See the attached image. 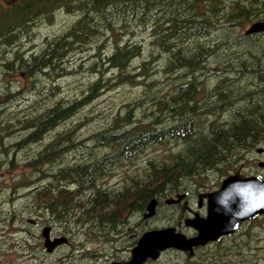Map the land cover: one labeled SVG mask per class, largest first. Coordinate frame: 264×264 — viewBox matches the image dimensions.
<instances>
[{
	"label": "trees",
	"instance_id": "16d2710c",
	"mask_svg": "<svg viewBox=\"0 0 264 264\" xmlns=\"http://www.w3.org/2000/svg\"><path fill=\"white\" fill-rule=\"evenodd\" d=\"M60 12L73 22L41 38L40 46L24 49L34 42L32 32L41 24L53 25ZM257 21H264V0H18L0 5V74L18 78L0 90V105L25 96L39 99L40 85L48 83V106L38 115L29 111L15 118L0 107V140L8 130L1 125L14 119L16 132L29 133L8 154L4 150L6 157L14 156L17 144H32L42 129L51 134L48 149L30 163L39 174L37 164L48 162V186L29 193L32 202L40 200L39 210L32 212L47 215L48 223L94 229L108 238L129 216L142 218L150 200L161 205L188 189L206 188L205 180L215 173L234 175L230 172L248 154L264 146V34L240 33ZM146 30L147 45L135 42V34ZM105 43L109 49L100 56ZM77 54L81 57L72 64ZM83 57L90 59L81 67ZM102 62L111 79L98 77ZM85 69L94 73L92 81L78 95L64 96L62 82ZM19 80L27 81V88L10 93L8 86ZM119 86L136 92L112 108L104 127L79 137L86 114L79 122L73 119L104 91ZM171 146L177 150L149 157L132 172L136 183L130 178L121 188L103 184L118 168L136 160L141 164L150 150ZM72 152L79 154L66 159ZM141 171L144 176L135 178ZM171 226L181 229V223ZM226 239L240 240L218 254L209 248L199 258L186 253L179 264H220L229 255L238 258L235 264H264V239L236 234ZM242 250L251 256L242 257Z\"/></svg>",
	"mask_w": 264,
	"mask_h": 264
},
{
	"label": "rangeland",
	"instance_id": "374dc122",
	"mask_svg": "<svg viewBox=\"0 0 264 264\" xmlns=\"http://www.w3.org/2000/svg\"><path fill=\"white\" fill-rule=\"evenodd\" d=\"M17 1L18 0H0V5L6 6ZM73 20L74 17L66 13H58L55 17V23L53 25L41 24L32 32V40L34 42L25 44L24 49H29L33 46H40L41 38L48 36L49 34L62 32L73 22ZM250 25L251 24L245 25L240 33L243 34L250 27ZM148 32L149 31L147 30L143 32H137L135 34V42H140L142 45L146 46L149 39ZM128 39L133 41V37ZM106 49L107 51L109 49V44L107 45V43H105V45L99 49L100 56H103L106 53ZM80 57L81 54L72 56L70 58L71 63H75ZM89 59V57H83L79 62L80 66L84 67ZM135 63L138 64L139 62L136 60ZM97 70L100 73L98 74V77H101L103 81L113 77L111 70L104 62H102L99 67H97ZM93 76L94 73H90L85 69L80 74L62 82V94H64V96L78 95L79 90L83 87V84L85 87L87 83L92 81ZM16 77L17 76L15 75L14 77L9 78L1 73L0 90L5 87L6 83L11 82L12 80H17L18 78ZM46 84L47 86H44V84L40 85L38 89L37 95H39V99L35 98V96L34 98L32 96H25L23 99L4 103L3 106L0 105V107L2 106L1 109H4L6 114L14 115L15 118H19L21 115L24 117L29 111L30 114L38 115L41 110H44L42 108L48 106V83ZM18 86L25 90L28 86L27 81L19 80V85L17 83L14 84L13 88L11 85H9L8 91L13 94L15 91L19 90ZM133 92H136V90H131L126 86H119L117 89L112 91H104L100 97L90 105V107L80 111V115L73 119V122H79L80 117H82L83 114H86V120H88L86 123H84V125L81 126V132L78 133V136L85 138L91 133L104 127L105 125H102L103 121L105 120L106 116L111 113L112 108L114 109L115 107L121 105L125 98L133 96ZM13 121H15V119ZM13 121L10 122L11 124L9 125H1V128H8V130H6V134L3 135L2 140H0V264H92L91 262L97 258L96 245L98 242H96V239H111L112 236L105 238L94 229H82L75 226H65L63 228L58 223L54 224L50 222L48 223V226L52 227L53 234H63L64 237L69 239L71 245L59 247L54 253L48 254V256L42 251L43 248H39V246H37L39 242L38 240L33 241L32 239H25L23 237L31 235V237L37 236L38 239L40 238L41 229L38 228V224L37 226H33L28 222L29 220L35 222L37 220V216L32 212L29 206L32 200L30 199L31 196L27 189L38 174L37 172L35 173V169L32 167V165H30V163L34 162L33 164H36L37 160L39 159V154L41 153L40 151L43 149L42 151L44 152L45 150L44 146V148L41 147L43 145V141H45V143L48 145V138L51 136V134L48 135V130L44 131L42 134V136L44 135L42 140L40 139L39 142H36L34 145L30 144L27 146L23 144H17V147H19L15 149L17 151L10 150V153L15 151L14 156L8 158L5 156L4 150H6V153L8 154V149H11L10 146L16 145L14 143H17L19 140L23 139L26 134V132L22 130H18L16 132L15 128H13L15 124ZM260 148H264V146ZM176 150L177 149L174 146L169 147V149L166 147H161L155 151L150 150L145 156L140 158L143 160L141 164L140 160H136L134 165L128 166L126 169L118 168L113 174L103 181V184L114 188L124 187L130 181V178L133 175L132 172L135 169L143 167V164L145 165L147 158L152 156H167ZM78 154L79 152L69 153V156L66 157V159L77 156ZM262 162L264 163V154L258 155L256 152L250 153L246 156V161L237 166L235 171L230 172V174H234V176L239 178L250 176L262 178L264 177V166L261 168L258 167V165ZM45 163L48 164V162ZM137 163L139 165H137ZM37 165L41 168V173H48V170L44 166L43 162L38 163ZM137 174L138 175L135 177L137 179H140L144 176L142 171L138 172ZM225 177L221 178L220 175L215 173V175L211 176L209 180H205L206 188L201 189V195L204 197L208 192L211 191L209 190L210 188H208L211 186V184L215 185L218 183V181H223ZM131 179L132 184L133 181L136 183L134 178ZM182 194L184 193H179V195ZM177 195L178 194L173 196L174 200ZM183 207L184 206L182 205L177 208H169V210L175 211L173 219L169 210H166L163 205L162 208H157V218L154 216L152 219L142 220V218L139 219L135 216H131L134 229L137 228L136 230H140L138 237L143 235L148 229H154V227L165 228L173 227L171 226L173 223L179 224L184 211ZM45 219L46 221H49L48 216L40 218V220ZM125 226L126 228L131 227L126 224ZM261 228H264V216L255 219L249 225L243 227L241 231L236 233L237 238L264 239V236L262 238L260 236L263 231ZM19 231L22 232L19 233ZM113 232L114 231H112V234ZM13 236H15L14 239L11 238ZM237 240L240 239H224L223 241H219L217 244L211 245L209 249L210 251H216L218 254L220 253L218 252V249L220 251V249L224 247H230V245H234V242ZM35 243L36 248L35 251H33V249L29 248V245L30 247H34L33 245ZM241 246L242 249H244L245 242H241ZM27 247L29 249H27ZM40 247H42V245ZM231 254L237 255L238 253L236 251H232ZM245 254L250 253L242 250V257L251 256ZM182 257L186 258V255L182 254L181 256L176 257L174 253H165L162 257V264H179ZM221 258L224 259V257ZM236 260H238L237 257H231V255H229V259L223 260V262L219 263L235 264Z\"/></svg>",
	"mask_w": 264,
	"mask_h": 264
},
{
	"label": "water",
	"instance_id": "95a60500",
	"mask_svg": "<svg viewBox=\"0 0 264 264\" xmlns=\"http://www.w3.org/2000/svg\"><path fill=\"white\" fill-rule=\"evenodd\" d=\"M264 33V21L251 24L245 34ZM183 196L178 195L173 203H179ZM157 201L152 199L145 208L143 218L155 216ZM208 211L206 219L195 217L186 221V226L197 232L194 239H186L174 228H163L145 233L133 251V259L128 264H142L147 258L155 259L159 252L177 250L191 252L192 248L215 242L219 236L234 234L244 222L256 215H264V179L249 177L226 178L219 190L207 195ZM50 228L43 230V246L48 254L65 244L66 238L51 240Z\"/></svg>",
	"mask_w": 264,
	"mask_h": 264
},
{
	"label": "flooded vegetation",
	"instance_id": "af4514ba",
	"mask_svg": "<svg viewBox=\"0 0 264 264\" xmlns=\"http://www.w3.org/2000/svg\"><path fill=\"white\" fill-rule=\"evenodd\" d=\"M46 130H48V129L41 130L37 134V136H35V138H37V140L31 141L32 145H34L36 142H39L40 139L42 140V138L44 137V135L42 136V134ZM28 134L29 133L25 134L24 138H26L28 136ZM41 147H43L45 150L48 149V145L45 143V141H43V145ZM42 150L40 151L41 153H43ZM262 154H264V149H262V152L260 153V155H262ZM262 164L264 166L263 162H262ZM45 167L48 170V164H45ZM258 167H259V165H258ZM36 176L37 177L34 179L32 184L27 189L29 191V193L34 191V190H37L40 187H43L44 185L48 186V173L44 174V173L40 172ZM216 187L214 189H212L210 192L217 190L218 188H216ZM200 192H201V189L200 190L188 189V190L183 192L184 193V194H182L183 198L179 203H173L174 197H170V198L163 200L164 202H162L161 205L157 203L155 217L157 218V208H160V207L162 208V205H163V207L166 208V210H169L170 207L177 208V207H180L183 205L184 211L182 213L181 221H180L182 228L180 230H177L176 228L175 229L177 232L183 234L186 239L196 238L197 232H195L193 229L187 227L186 221L189 219H192L194 217L206 219L207 211H208L206 195L210 192H208L204 197L201 195ZM187 202H188V205H187ZM39 203H40V200H37V202L33 201V202H31V204H29V206L31 209L39 210L37 208ZM184 204H186V205H184ZM163 210H164V208H163ZM169 212H170V215L172 216V219H173L175 211L169 210ZM35 215L37 216V220L35 222L29 220L28 222H29V224H32L33 226H37V224H38V228L41 229L40 238L38 239L37 236L31 237V235L23 236V237L25 239H32L33 241L38 240L39 242H38L37 246H39V248H43L42 251L45 253V255L48 256V254L46 253V250L43 246L44 237L42 235L43 230L45 228H48V221H46V219L40 220L41 217L42 218L44 217V215L41 213H35ZM131 216H129L127 218V220L120 226V228H118L119 230L117 229L113 232L111 239H96V242H98V244L96 245L97 258H95L91 262L92 264H128L132 261L133 251L138 246L139 241L141 240L140 238L142 237V235L140 237H138V235L140 234V230H136L137 228L134 229ZM135 217L140 219L139 216H135ZM158 218H159V214H158ZM143 219L144 218H142V220ZM125 224L128 226H131V227L126 228ZM124 227H125L126 231L124 230ZM159 228H161V227H154V229H148L146 232H149L151 230H156ZM21 232L22 231H19V233H21ZM62 236H64V235L63 234L54 235L53 229L51 227L50 239L54 240L58 237L61 238ZM231 236L232 235L219 236L215 242L208 243L205 246L194 247L191 252H179V251H175V250H167V251H162V252L160 251L155 259H153L151 257L147 258L142 264H162V257L164 256L165 253H174L176 255V257H179L182 254L192 253V254H190L191 256H196L197 258H199L201 255V252L203 250H205V249L207 250L208 248L211 247V245L217 244L219 241H223L224 239L231 237ZM11 238L14 239L15 236H13ZM66 239H67V241L65 242V244L67 246L71 245L69 242V239L67 237H66ZM41 245H42V247H40ZM33 246L34 247H32L31 249H33V251H35L36 243Z\"/></svg>",
	"mask_w": 264,
	"mask_h": 264
},
{
	"label": "bare ground",
	"instance_id": "6f19581e",
	"mask_svg": "<svg viewBox=\"0 0 264 264\" xmlns=\"http://www.w3.org/2000/svg\"><path fill=\"white\" fill-rule=\"evenodd\" d=\"M180 23V22H179ZM216 47V46H215ZM150 70V69H149ZM44 83V82H43ZM45 84V83H44ZM36 88H38V87H36ZM87 101V100H86ZM162 105V104H161ZM23 106V105H22ZM5 112V111H4ZM66 112V111H65ZM43 113V112H42ZM28 114V113H27ZM108 132V131H107ZM114 137V136H113ZM71 141V140H70ZM19 143V142H18ZM21 143V142H20ZM81 146H82V144H81ZM193 249V248H192ZM46 250V249H45ZM47 253V252H46ZM48 254V253H47Z\"/></svg>",
	"mask_w": 264,
	"mask_h": 264
}]
</instances>
